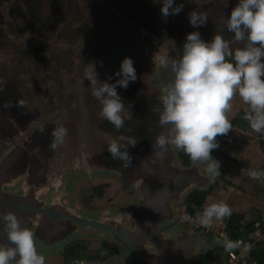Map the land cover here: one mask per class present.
<instances>
[{
	"label": "flooded vegetation",
	"instance_id": "flooded-vegetation-1",
	"mask_svg": "<svg viewBox=\"0 0 264 264\" xmlns=\"http://www.w3.org/2000/svg\"><path fill=\"white\" fill-rule=\"evenodd\" d=\"M74 1V7L62 8L61 0H0V214L15 212L22 226L33 232L38 252H42L39 244L62 245L58 254L63 264L75 260L77 264H109L107 251L114 248L121 254L127 247L109 227L124 233L130 230L133 234L128 236L135 243L150 233L146 225H140L153 223H159L162 230L141 248L148 253L141 263L172 264L176 247L187 242L184 259L182 256L178 264H193L196 255L216 248L220 240L212 230L190 228L173 204L184 205L186 196L194 189H206V183L190 186L179 201L172 202V213L166 217L160 215L156 220L149 213L143 217L147 211L141 209L147 202L142 198L145 190L152 189V184L157 187L172 170L169 154L175 153L174 165L181 169L196 164L183 165L175 145L166 150L153 147L156 136L165 131L159 123L163 109L159 97L174 81L153 56L174 59V54L179 59L183 49L173 43L178 38H154L158 33L141 24L131 11L134 6L155 14L161 0H116L107 4L111 10L102 11L93 2L84 13L80 10L88 0ZM195 1L206 11L199 13L214 20L211 24L216 32L232 42L234 33L223 31L221 22L239 0ZM177 2L188 9L193 4L191 0ZM79 15L82 25L76 21ZM83 15L88 19H82ZM180 40H184L183 46L186 39ZM15 41L20 45H14ZM23 45L32 48L30 59L22 55ZM231 46L244 44L232 42ZM125 57L133 59L137 80L127 89L117 88L125 105V127L117 131L100 118L102 106L84 76L95 67L101 82L114 83L120 78L115 73ZM20 100L24 106L18 105ZM61 126L67 129V136L51 150V131ZM129 139L137 140L135 147L128 145ZM112 140L127 147L133 157L131 166L126 168L122 161L112 159L108 152ZM199 166V173L209 176ZM103 174L101 181L89 183ZM117 177L121 187L114 183ZM210 183L209 179L207 185ZM122 194L127 196L118 202ZM0 227H4L2 218ZM84 249L83 255L100 254L101 258L82 260ZM133 252L124 251L128 264H140Z\"/></svg>",
	"mask_w": 264,
	"mask_h": 264
},
{
	"label": "clouds",
	"instance_id": "clouds-1",
	"mask_svg": "<svg viewBox=\"0 0 264 264\" xmlns=\"http://www.w3.org/2000/svg\"><path fill=\"white\" fill-rule=\"evenodd\" d=\"M161 5L160 12L165 18L178 15L184 8L183 3L177 5L175 0H161ZM188 19L193 28L206 26L208 22L206 15L196 11L190 12ZM221 26L223 31L226 28L228 32L234 33L232 42L242 43L244 47L233 49L232 42L218 32L211 41H205L198 31H192L186 36L179 59L157 54L153 56V61L170 68L174 74L173 83L163 89L159 97L163 106L159 123L165 131L156 136L153 147L166 150L169 145H175L193 163L201 162L205 165V171L213 178L211 183L215 182V176L220 175V161L212 156V151L219 147L217 137L226 136L233 129L227 113L237 94L248 105L242 119L248 122L254 132L264 133V0H239L230 16L222 20ZM115 76L120 78L114 83L101 82L94 67V70L85 72L84 78L90 81L92 95L102 106L100 118L107 120L119 131L125 127V118L122 116L125 105L117 88L127 89L130 82L137 80L131 57L121 61ZM111 79L109 76L108 80ZM18 105L24 106V101H18ZM50 135L52 139L49 148L55 150L64 142L67 129L54 127ZM127 143L135 147L137 140L129 139ZM108 152L113 160L122 161L124 167L131 166L133 157L127 147L117 140L108 143ZM248 175L252 179L261 180L264 171L250 169ZM230 215L229 205L219 202L207 205L196 219L199 225L210 228L214 219L222 220ZM0 218L8 241L0 247V264H11L12 261L15 264H45L44 256L37 253L33 232L22 226L17 214L7 211L0 214ZM252 234H248L245 243L237 241L234 244L236 249L238 243L244 246L251 244L252 248L259 240L252 238ZM222 236L217 235L220 240L218 246L227 243V239ZM186 247L187 242L176 247V252L171 255L172 264L181 261L178 249L185 253ZM231 247V244H226V248ZM210 249L215 248L206 250ZM199 255H196L195 260ZM231 256L226 264H230ZM246 259L247 256L237 264L243 261L250 264Z\"/></svg>",
	"mask_w": 264,
	"mask_h": 264
},
{
	"label": "rangeland",
	"instance_id": "rangeland-1",
	"mask_svg": "<svg viewBox=\"0 0 264 264\" xmlns=\"http://www.w3.org/2000/svg\"><path fill=\"white\" fill-rule=\"evenodd\" d=\"M115 1L116 0H88L86 2L84 1L82 5V9L80 11L81 13L88 12L85 9H87L88 6H90L93 2H97L99 4L96 5V7L97 9L100 8L101 11L104 8L111 10L109 7H107V4L110 3L112 5ZM74 2H75L74 0H67V1L61 0L62 8L64 6L65 8L66 7L69 8L70 5H72L71 7H74L75 5ZM191 2H193V4L192 7H190V9L184 7L182 13H180L179 15H171L167 18L162 17L160 12L161 7H158L155 10V14H150L146 10L144 9L140 10L138 9V7H134V6L132 7L133 10L131 12L132 13L136 12L137 19L141 24L147 26L153 32L158 33L154 38L162 37L164 41L165 40L171 41L173 39L178 38L179 40L177 39L176 43L175 42L173 43L177 44L178 48L183 49L182 42H184V40H180V39H186V36L189 32L198 31L201 35V38L204 39L205 38L212 39V37L217 33L216 27L211 24V22H213L214 20L208 21L206 26H200L198 28L192 27L188 19V14L192 11H196L198 13L199 10H201L204 13H206V11L203 10L202 7L201 9H199L195 0H191ZM178 3L179 2H177V5ZM123 8H125V5L123 6ZM67 13L70 12L68 11ZM82 19L84 20L88 19L87 15H83ZM76 21L79 22L78 24L81 25L83 24L80 15L78 16ZM81 25H76L75 23L73 24V26L76 27H80ZM73 40L75 41L76 38H73ZM4 45L6 46V44ZM14 45L18 46L20 44H18L15 41ZM14 45H12L11 48H13ZM102 45H104V43H102ZM23 46L24 47L21 48L22 55L23 54L27 55V59H30L31 57L30 55H28V53L32 48L28 45H23ZM6 54H9V52L6 51ZM173 56L174 59L178 58V56L174 54ZM27 63L28 60H25L24 65L26 66ZM164 69L166 71L167 76L174 78V74L171 72V70L170 72H168L167 68L164 67ZM231 105H232L231 110L228 111L227 113V117L230 121L236 118V116H238L240 111L248 108V105L244 104V102L242 101V99L239 97L238 94L231 101ZM239 127L237 125V127L232 129L227 144L223 146V148L221 149V153L219 154L217 159L220 161L219 182L215 190L211 193L210 196H208L207 202L200 211V213L207 205H210L212 203L224 202L227 205H229V207L231 208V214L234 212L244 213L246 220L257 218L259 217L260 214H263L264 216V178H262L261 180H255L250 178L248 175V170L250 169L264 171V133L260 135L259 133H256L253 130L246 131L243 130L241 127L240 128ZM201 169L204 172L205 166L201 167ZM104 175L105 174L96 175L94 179L89 181V183L92 182L93 180L101 181ZM118 177L114 183L117 185V187L118 186L121 187L119 185L121 183L120 182L121 179ZM78 179L79 178H77V180ZM216 180L217 178L215 179L214 183H216ZM70 183H71V187H74L72 182ZM211 184L212 183H210L207 186V188L210 187ZM96 190H98V188H96ZM126 196L127 194H122L117 199V201L118 202L123 201L124 198H126ZM173 205L175 209L178 210L177 215L180 216L179 218L182 219L185 223H187V225L190 228L194 226V228L201 227L204 230L207 229L212 230L214 232L212 234H214L213 236L215 238L217 237V235L219 236L223 235L224 233L223 230L225 228L229 216L223 218L222 220L214 219L212 226L210 228H205L197 223V219H196L197 217L193 220L187 219V217L184 215L185 206L182 203L177 202L174 203ZM262 233H264V231L258 230L257 232H254L252 234V238H264L263 237L264 234ZM56 245H52L48 247V246H41L39 244L40 247L39 251L42 252L37 251V253L39 255L44 256L45 264H63V261L61 260L60 255L58 254V251L62 247V245H58V246ZM241 246L242 245H240V247ZM103 247H105V245H103ZM107 252H108L109 264H120V263L128 264L127 261L128 259L126 258V255L124 253L120 254L114 248ZM222 260H224V257L218 258V262Z\"/></svg>",
	"mask_w": 264,
	"mask_h": 264
},
{
	"label": "trees",
	"instance_id": "trees-1",
	"mask_svg": "<svg viewBox=\"0 0 264 264\" xmlns=\"http://www.w3.org/2000/svg\"><path fill=\"white\" fill-rule=\"evenodd\" d=\"M245 109L240 111L238 116L231 120L233 128L240 126L243 130L249 131L252 130L247 121L242 119ZM239 127V128H240ZM232 130L226 136H218L217 141L219 147L212 151V156L215 159H218L221 149L228 142V138ZM262 135V133H259ZM179 159L183 165L189 166L193 162L190 160L189 156L186 155L183 151L178 149ZM201 167L205 166L201 162H197ZM217 178L216 183H212L207 189H194L191 191L185 198L184 205L185 211L184 215L189 218H196L197 214L200 213L202 208L207 202L208 196L215 190L219 182V175L215 176ZM264 216L260 214L257 218H252L250 220L245 219V214L240 212L232 213L227 219L223 237L227 239L226 244H231L230 249L224 246H217L215 249L205 250L200 254L195 260L194 264H226V260L233 254L237 253L238 250L235 247V243L240 241L242 243L247 242V236L249 233L257 232L258 230H264ZM214 233V232H213ZM219 257H224V260L218 262ZM250 264H264V238H259V240L254 243V246L249 249L247 254V259ZM242 261V260H241ZM240 261V262H241Z\"/></svg>",
	"mask_w": 264,
	"mask_h": 264
},
{
	"label": "water",
	"instance_id": "water-1",
	"mask_svg": "<svg viewBox=\"0 0 264 264\" xmlns=\"http://www.w3.org/2000/svg\"><path fill=\"white\" fill-rule=\"evenodd\" d=\"M234 2H238L236 0H233ZM172 153V152H171ZM171 158V171L168 174L167 178H164L163 180H161V183H158L157 187H154V184H152V189H148L145 190V195L142 198H147V202L143 205L146 206H142L141 209H145L147 211L146 214L143 215V217H146L148 215V213L151 215V217H153L154 219H159L160 215H162V217H166V215H168L169 213H172V207L171 204L173 201H179L181 199V196L184 195L188 188L190 186H193V184H204L206 183V187L207 185V181L210 179V181H213L212 177H209L207 175H203L199 173L200 170V166L199 164H194L193 166L189 167V168H183L181 169V167H177L174 165V160H175V153L169 154V159ZM155 177V175H154ZM156 178V177H155ZM152 182L154 183L155 181L152 180ZM151 182V183H152ZM156 183V182H155ZM204 187V188H206ZM157 190V191H155ZM154 192V193H153ZM156 193V195H155ZM170 202V203H167ZM148 206V207H147ZM167 208H169V211L167 212ZM171 217V216H170ZM74 218H76L74 216ZM77 220H81L80 218H76ZM264 221V220H263ZM146 225V227L149 229V234L145 237L140 238L139 242H132L130 240L131 236H128V234H131L132 232H130V230L126 233H124L121 229H116L115 227H109L111 228L112 232L115 234H119L121 241H124V243L127 245L125 250H130V251H134V255L138 257L139 263L142 264L141 259L145 258L148 256L147 253V249L143 250L141 248H145L146 243L149 242L150 239L154 236L155 238V234L159 233L158 231L162 230V227L159 225V223H153V224H141L140 227L143 228ZM158 227V230H156L155 227ZM4 227H0V245L1 246H5L8 241H7V235L6 233L3 231ZM138 232V231H137ZM145 231H143L141 233V235L144 233ZM123 233V235H122ZM139 233V232H138ZM133 234V233H132ZM140 235V233H139ZM134 237H135V233H134ZM117 238V237H116ZM186 242V241H185ZM188 248V247H186ZM125 250H122L121 254L124 253ZM85 249L82 250V255L81 258L82 260H87V259H97L99 261V259L101 258L100 254H93V255H83L85 254ZM187 249L185 250L186 253ZM185 253H183L182 251H180L178 249V254L181 255L180 260L182 261V255H185ZM146 254V255H143ZM184 259V256H183ZM72 264H77V260H75ZM145 264V263H144Z\"/></svg>",
	"mask_w": 264,
	"mask_h": 264
},
{
	"label": "built area",
	"instance_id": "built-area-1",
	"mask_svg": "<svg viewBox=\"0 0 264 264\" xmlns=\"http://www.w3.org/2000/svg\"><path fill=\"white\" fill-rule=\"evenodd\" d=\"M240 245H242V243H238V252L233 254L230 260V264H237L239 261H241L242 258L246 257L248 254L249 249L251 248V244L247 245L245 247H242L244 245H242L240 247ZM242 264H247L246 261H243Z\"/></svg>",
	"mask_w": 264,
	"mask_h": 264
}]
</instances>
